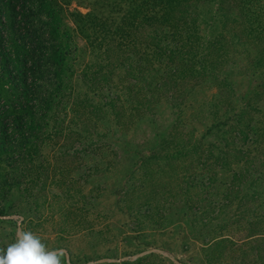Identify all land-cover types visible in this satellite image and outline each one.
Masks as SVG:
<instances>
[{"label": "rangeland", "instance_id": "obj_1", "mask_svg": "<svg viewBox=\"0 0 264 264\" xmlns=\"http://www.w3.org/2000/svg\"><path fill=\"white\" fill-rule=\"evenodd\" d=\"M111 1L67 0L80 60L76 15L118 21L127 5ZM192 2L197 36L218 43L204 70L185 48L149 64L115 49L113 114L72 76L41 142L0 154V248L30 231L63 264H264V32L249 31L264 0Z\"/></svg>", "mask_w": 264, "mask_h": 264}, {"label": "trees", "instance_id": "obj_2", "mask_svg": "<svg viewBox=\"0 0 264 264\" xmlns=\"http://www.w3.org/2000/svg\"><path fill=\"white\" fill-rule=\"evenodd\" d=\"M192 1L112 0L127 5V14L110 24L95 13L94 6L86 15L77 14V30L85 35L89 52L84 61L64 22L67 0H0V82L7 83L15 94L11 101L0 100V154L10 152L22 159L26 146L41 142L43 129L66 89L77 84L72 83V76L86 82L87 91L102 98L94 106L97 111L106 106L113 114V101L118 98L111 77L118 57L115 49L137 48L141 51L140 64H149L157 54L169 57L185 48L184 64H196L204 70L203 58L212 56L218 43L208 39L203 43L197 36L202 21L189 12ZM146 24L154 31L152 40H145L141 34ZM258 25L250 24L249 31L259 27L264 32V24ZM86 29L95 30L87 34ZM205 49L209 53L199 55Z\"/></svg>", "mask_w": 264, "mask_h": 264}, {"label": "clouds", "instance_id": "obj_3", "mask_svg": "<svg viewBox=\"0 0 264 264\" xmlns=\"http://www.w3.org/2000/svg\"><path fill=\"white\" fill-rule=\"evenodd\" d=\"M63 255L48 249L38 236L26 231L0 248V264H63Z\"/></svg>", "mask_w": 264, "mask_h": 264}]
</instances>
